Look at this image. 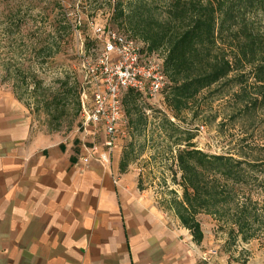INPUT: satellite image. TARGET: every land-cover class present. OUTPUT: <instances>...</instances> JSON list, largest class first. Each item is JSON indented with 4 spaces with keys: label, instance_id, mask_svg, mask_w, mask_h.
<instances>
[{
    "label": "rangeland",
    "instance_id": "rangeland-1",
    "mask_svg": "<svg viewBox=\"0 0 264 264\" xmlns=\"http://www.w3.org/2000/svg\"><path fill=\"white\" fill-rule=\"evenodd\" d=\"M131 3L133 0H0V90L11 91L25 107L32 128L73 142V150L82 137L103 140L102 127L83 123L82 100L89 105L93 93V76L83 63L89 62L97 73L100 70L103 44L94 34V26L113 29L143 47L127 19L113 14L117 5L128 10ZM148 7L146 14L163 18L164 0L150 1ZM260 22L259 15L250 17L253 27H260ZM252 83L248 78L250 91ZM74 84L76 89L70 92ZM240 90L238 85L229 87L220 81L198 95L193 105L199 110L196 117L185 110L176 122L190 130L192 142L201 150L245 160L264 159V105L245 104L235 95ZM162 109L166 110L164 105ZM154 114L150 111L144 133L133 136L127 132L121 153L123 148L132 152L136 158L129 165L141 170V188H151L165 213L174 214L162 201L170 197V190L178 197L182 193L175 165L176 136H171L170 129L161 131L160 119ZM201 125L203 130H199ZM253 198L258 199V212L264 218V192L254 193ZM197 218L203 237L211 243L206 251L214 249V256H223L227 264H264V230L247 241L240 237L234 241L226 225L214 216L201 213Z\"/></svg>",
    "mask_w": 264,
    "mask_h": 264
},
{
    "label": "crops",
    "instance_id": "crops-1",
    "mask_svg": "<svg viewBox=\"0 0 264 264\" xmlns=\"http://www.w3.org/2000/svg\"><path fill=\"white\" fill-rule=\"evenodd\" d=\"M82 138L73 150L35 130L13 93L0 90V264H227L205 257L208 239L194 242L139 187L138 167L119 171L123 139L84 163V139L97 140Z\"/></svg>",
    "mask_w": 264,
    "mask_h": 264
},
{
    "label": "trees",
    "instance_id": "trees-1",
    "mask_svg": "<svg viewBox=\"0 0 264 264\" xmlns=\"http://www.w3.org/2000/svg\"><path fill=\"white\" fill-rule=\"evenodd\" d=\"M150 1L133 0L128 10L117 5L113 14L127 19L133 36L143 43V52L162 51L166 110L128 88L122 97L126 130L133 136L144 133L148 124L145 110L149 109L160 119L158 128L170 129L171 136H176L175 165L182 193L178 197L170 190V197L162 202L194 242L203 240L197 218L201 213L224 223L230 239L247 241L264 230L258 199L253 198L254 193L264 192V159L245 160L201 150L192 142L190 130L176 121L185 110L196 117L199 110L193 105L198 95L220 81L229 87L240 86L235 95L245 104L264 105V0H164L163 18L146 14ZM253 14L261 17L258 28L250 24ZM248 78L253 79V91L246 88ZM75 89L74 84L70 92ZM131 155L123 148L120 172L136 158Z\"/></svg>",
    "mask_w": 264,
    "mask_h": 264
},
{
    "label": "built area",
    "instance_id": "built-area-1",
    "mask_svg": "<svg viewBox=\"0 0 264 264\" xmlns=\"http://www.w3.org/2000/svg\"><path fill=\"white\" fill-rule=\"evenodd\" d=\"M93 31L103 44L100 70L97 73V68L89 62L83 63V68L93 76V93L89 105L82 100L81 114L84 125L102 127L104 138L84 147V163L101 148L111 152L116 142L127 135L122 104L126 89L136 90L150 104L162 109L163 90L167 84L162 66L163 53L144 54L135 41L110 28L94 26ZM83 96L84 93L82 99ZM145 113L149 115L150 110ZM203 129L199 126V130ZM215 254L216 251L211 249L205 257Z\"/></svg>",
    "mask_w": 264,
    "mask_h": 264
}]
</instances>
